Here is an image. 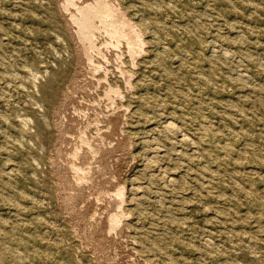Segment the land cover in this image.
Returning a JSON list of instances; mask_svg holds the SVG:
<instances>
[{"label": "rangeland", "instance_id": "1", "mask_svg": "<svg viewBox=\"0 0 264 264\" xmlns=\"http://www.w3.org/2000/svg\"><path fill=\"white\" fill-rule=\"evenodd\" d=\"M97 1L0 0V264H264V0Z\"/></svg>", "mask_w": 264, "mask_h": 264}, {"label": "bare ground", "instance_id": "2", "mask_svg": "<svg viewBox=\"0 0 264 264\" xmlns=\"http://www.w3.org/2000/svg\"><path fill=\"white\" fill-rule=\"evenodd\" d=\"M68 1H70V0H68ZM104 4H105V0L104 1L98 0L96 3H90V4H88L85 7L80 9V17L77 15L73 16V22L77 26L78 37L83 42H85L84 44L88 45V47L89 46L93 47L94 46L93 36L95 35V30L97 29V23L96 22H97V20H99V22L102 25H104L106 32H108V34L111 36L112 41L110 40L111 42H109V43L113 47H115V49H116V47H118V44L120 43L121 39L123 38V39L128 41V43L130 44V46L132 47V50H133V48L136 45L138 46V44L140 42V37L138 35V32L136 31V29L134 27L131 26V24L126 19H124L123 13L117 12V10H116V13H115L116 16H113L114 14L112 13L113 14L112 15L109 11L104 12L103 11L104 10L103 9ZM112 12H113V10H112ZM109 28H111V29H109ZM135 50H136V48H135ZM104 56H107V54ZM169 128H170V130L172 129L171 127H169Z\"/></svg>", "mask_w": 264, "mask_h": 264}]
</instances>
